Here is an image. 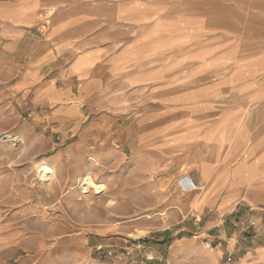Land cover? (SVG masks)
<instances>
[{"label":"crops","instance_id":"0c3cea01","mask_svg":"<svg viewBox=\"0 0 264 264\" xmlns=\"http://www.w3.org/2000/svg\"><path fill=\"white\" fill-rule=\"evenodd\" d=\"M217 8L218 17L197 25L192 17H167L160 2L0 0V85L39 111L36 120L57 126L62 142L82 119L100 125L121 110L191 111L189 163L199 170L200 184L192 177L197 187L205 197L248 193L247 201L224 209L218 224L199 229L227 254L234 242L241 262L243 253L264 249V234L241 248L244 233L231 226L247 217L264 222V0ZM174 125V132L171 124L154 134L155 158L181 147L179 121ZM91 141L90 134L77 139L80 147ZM186 220L187 214L162 236L199 231Z\"/></svg>","mask_w":264,"mask_h":264},{"label":"rangeland","instance_id":"374dc122","mask_svg":"<svg viewBox=\"0 0 264 264\" xmlns=\"http://www.w3.org/2000/svg\"><path fill=\"white\" fill-rule=\"evenodd\" d=\"M138 1L163 3L167 17L184 22L192 17L197 25L210 16L218 17L213 13L219 11L217 7L253 2ZM190 112L121 110V117L105 116L100 125L88 124L94 119H82L67 130L68 141L62 142L57 126L36 120L39 111L0 85V264H149L146 258L150 252L154 263L166 259L172 264L173 257L178 264H207V258L214 264H264V249L243 253L247 255L240 262L242 254L237 253L234 242L227 254L211 240L204 246L198 237L202 226L218 224V217L230 204L247 201L243 195L247 191L224 190L206 197L200 187L191 196L178 192L177 180L183 175L200 184L198 168L189 163ZM178 121L181 147L155 158L151 151L157 148V129L172 124L174 132ZM80 134L92 135L93 141L80 147ZM142 134L147 140L135 141ZM41 163L55 166L49 167L46 181L39 179L37 166ZM86 174L102 185L103 191L82 194L78 180ZM205 202L209 203L205 206ZM197 206L196 213L193 208ZM185 214L186 222L191 225L194 220L199 231L192 228L191 235L178 239L162 236L174 230ZM240 215L236 212L230 217ZM162 229L167 231L159 232ZM242 243L241 248H245L249 242L243 239ZM230 254L231 262H227Z\"/></svg>","mask_w":264,"mask_h":264},{"label":"built area","instance_id":"2783aa9c","mask_svg":"<svg viewBox=\"0 0 264 264\" xmlns=\"http://www.w3.org/2000/svg\"><path fill=\"white\" fill-rule=\"evenodd\" d=\"M177 189L178 192L182 195L191 194L197 191L198 187L195 183V181L187 175L181 176L177 180ZM233 226L238 227L243 233H244V241L250 242L255 241L259 235L264 234V222L256 223V221L252 220L251 218L247 217L244 219H241L238 222H231ZM250 232V233H249ZM199 238L202 239L203 245L208 247L210 243V238L208 236V233L206 231L200 230L198 232ZM152 253L148 255L146 258V262L152 261L154 257H152ZM230 255H228L227 262H231ZM143 264H146L145 262Z\"/></svg>","mask_w":264,"mask_h":264},{"label":"bare ground","instance_id":"6f19581e","mask_svg":"<svg viewBox=\"0 0 264 264\" xmlns=\"http://www.w3.org/2000/svg\"><path fill=\"white\" fill-rule=\"evenodd\" d=\"M38 171H39V179L41 181H46L48 180V176L50 174V168L46 166L45 163H41L39 166H37ZM80 189L82 190V194L88 193L90 190H93L96 193H100L103 191V186L102 185H97L94 181L93 178L90 174H86L82 176L79 180ZM198 190V189H197ZM202 190V188H201ZM87 195V194H86Z\"/></svg>","mask_w":264,"mask_h":264}]
</instances>
